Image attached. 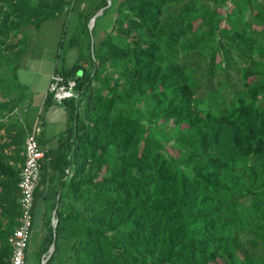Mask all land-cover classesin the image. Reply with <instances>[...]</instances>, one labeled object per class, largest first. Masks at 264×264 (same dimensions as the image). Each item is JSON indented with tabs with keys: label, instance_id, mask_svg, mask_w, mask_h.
Returning <instances> with one entry per match:
<instances>
[{
	"label": "trees",
	"instance_id": "obj_1",
	"mask_svg": "<svg viewBox=\"0 0 264 264\" xmlns=\"http://www.w3.org/2000/svg\"><path fill=\"white\" fill-rule=\"evenodd\" d=\"M72 1L0 0V93L19 90L7 84L28 29ZM73 14L79 58L56 73L78 97L41 161L58 218L46 264H264V0H91Z\"/></svg>",
	"mask_w": 264,
	"mask_h": 264
},
{
	"label": "crops",
	"instance_id": "obj_2",
	"mask_svg": "<svg viewBox=\"0 0 264 264\" xmlns=\"http://www.w3.org/2000/svg\"><path fill=\"white\" fill-rule=\"evenodd\" d=\"M25 63L26 61H22L17 72L18 78L23 79L22 82L20 80L21 83L18 82L20 86H23V89L15 90L12 88L6 97L0 95V231L12 230L14 232L19 224L21 195L18 184L25 163L27 138L35 129H39L38 140L46 155L49 151L59 148L60 138L68 125L65 106L56 103L54 100L49 101L51 76L57 72V69L46 73L44 78L47 79L48 84L30 89L28 87L31 84H36V78L30 76L28 79L29 75L26 77L23 74L24 70H28ZM25 82L26 84H24ZM21 95H23L24 100L18 108L11 112L2 110L1 104H9L13 99L19 100ZM49 183L50 180L42 176L38 189L39 198L35 204L34 225L28 249V264H38V262L44 264L46 258H51H49L48 253L44 255V249L49 246L46 238L50 235L47 215L52 213L53 226L55 210H52V202L42 199L41 196L43 191L51 193L56 189L54 186L56 183ZM53 232L55 236L54 227Z\"/></svg>",
	"mask_w": 264,
	"mask_h": 264
},
{
	"label": "rangeland",
	"instance_id": "obj_3",
	"mask_svg": "<svg viewBox=\"0 0 264 264\" xmlns=\"http://www.w3.org/2000/svg\"><path fill=\"white\" fill-rule=\"evenodd\" d=\"M90 5L91 0H73L71 6L65 9V12L67 13L66 15L64 13L56 20L52 19L50 21H45L41 30H36L32 27L28 29L29 39L26 47V54L23 58V62L26 61L25 64H27L28 70H24L23 74L26 75V77L29 75L27 77L28 79L30 76L36 78V84H31L28 88L34 89L36 86H45L48 84L47 79L44 78L45 75L54 69L61 70L63 68H68L77 62L79 58V48L69 49L68 46L69 38H71L69 37V34L72 32L71 26L74 29V24H71L74 22L73 18L76 17L73 12H86ZM4 11H10L9 7H4ZM103 20L107 19H100L99 22H102ZM62 39L63 44L62 47H60L59 43ZM58 54L59 57L57 56ZM197 58L200 63H203L204 59H208L202 53H199ZM204 67L205 66H202L201 69L204 70ZM4 73L5 71H0V77H3L5 75ZM219 75V70H216L215 82L219 79ZM20 80L21 82L23 81L22 78H18V81L11 78V81L7 85L12 84L14 87L17 86L16 88L18 89H23V86L19 85V83H21ZM24 84H26V82ZM204 92H206V90L202 93ZM0 95L6 97L8 92L2 90Z\"/></svg>",
	"mask_w": 264,
	"mask_h": 264
},
{
	"label": "built area",
	"instance_id": "obj_4",
	"mask_svg": "<svg viewBox=\"0 0 264 264\" xmlns=\"http://www.w3.org/2000/svg\"><path fill=\"white\" fill-rule=\"evenodd\" d=\"M76 79H66L59 73L51 76L49 94L53 100L62 105L72 97H78ZM39 129H35L29 135L25 143V163L20 173L18 184L20 190L21 215L18 227L10 237V244L13 249L12 264H26L27 250L30 245L33 225L35 194L42 178V164L44 152L38 140ZM55 219L53 220L54 223Z\"/></svg>",
	"mask_w": 264,
	"mask_h": 264
},
{
	"label": "water",
	"instance_id": "obj_5",
	"mask_svg": "<svg viewBox=\"0 0 264 264\" xmlns=\"http://www.w3.org/2000/svg\"><path fill=\"white\" fill-rule=\"evenodd\" d=\"M111 4H112V0H108V5L110 6ZM100 13H101V11L98 12V13L95 15V17L93 18L92 22L89 23V29H90V31L93 30L94 25H95V22H96V19H97V17L100 15ZM53 218L55 219L54 224H53V227H54L55 238H56V227H57V223H58L57 210H55V212H54V217H53ZM55 249H56V242L54 241V243L52 244V247H51V249H50V254H49L50 256H49V258L52 256V254L54 253ZM47 261H48V259L46 258L44 264H46Z\"/></svg>",
	"mask_w": 264,
	"mask_h": 264
}]
</instances>
